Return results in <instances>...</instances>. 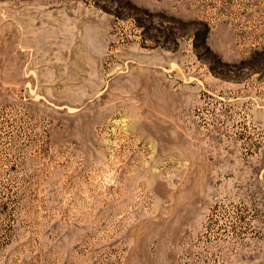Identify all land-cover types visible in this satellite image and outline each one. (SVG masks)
I'll use <instances>...</instances> for the list:
<instances>
[{
	"label": "rangeland",
	"instance_id": "1",
	"mask_svg": "<svg viewBox=\"0 0 264 264\" xmlns=\"http://www.w3.org/2000/svg\"><path fill=\"white\" fill-rule=\"evenodd\" d=\"M0 264H264V0H0Z\"/></svg>",
	"mask_w": 264,
	"mask_h": 264
}]
</instances>
